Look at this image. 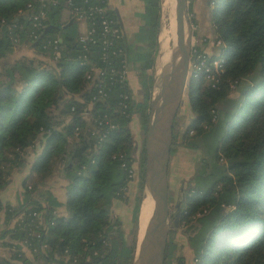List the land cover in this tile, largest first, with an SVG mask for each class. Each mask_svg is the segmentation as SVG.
I'll use <instances>...</instances> for the list:
<instances>
[{"label": "trees", "instance_id": "16d2710c", "mask_svg": "<svg viewBox=\"0 0 264 264\" xmlns=\"http://www.w3.org/2000/svg\"><path fill=\"white\" fill-rule=\"evenodd\" d=\"M28 1L0 0V58L9 56L15 45L28 42L30 14L19 12L26 9ZM142 2V23L135 37L144 43L142 50H138L139 45L136 52V59L142 61L139 72L143 100L133 102L130 96L126 113H122L117 104L121 88L115 85L107 99L94 101L91 111L108 114L115 124L99 141L93 133V120L81 114L94 88L88 87L86 65L79 63L81 47L75 40L77 34L70 31L72 23L65 28L57 20L61 4L48 6L44 21L51 27L46 33L43 29L37 44L30 43L35 51L47 54L52 63L40 65L34 58L22 55L7 60L1 67L0 188L6 183V163L8 167L22 164L25 157L21 152L27 146L37 140H43L44 145L30 168L31 175L36 174L34 186L28 188V178L24 179L25 201L16 207L5 206L6 221L20 211L23 214L11 227L2 229L0 236L31 242L28 245L36 246L47 261L132 264L145 186L144 147L133 205L134 230L129 240L120 216L113 213L121 201L128 200L126 188L133 181V174L129 176L135 149L128 126L131 114L138 106L146 128V109L152 92V84L148 83L152 77L145 69L153 64L157 52L161 0ZM214 3L213 29L215 39L222 44L213 47L211 57L220 51L224 72L217 87L202 75L191 74L188 78L191 119L183 132V144L191 149L201 148L204 153L181 203L171 211L172 224L181 226L194 264H264V0ZM108 12L116 17L112 9ZM47 37L60 38L56 57L53 48L42 47ZM117 45L130 59L124 36ZM90 57L102 64L97 46L92 48ZM240 81L243 83L239 85ZM231 82L238 86L236 92ZM126 89L131 95L128 86ZM77 93L79 97H75ZM51 104L69 114L67 121L58 120L64 122L60 127L48 112ZM174 137L173 130L171 150ZM51 170L52 175L64 181L60 185L65 199L60 201L50 190L45 191L50 201L44 206L32 190ZM37 193L42 196L43 190ZM59 205H63L61 214L56 211ZM32 210L41 211L44 224L34 226L29 215ZM35 230L38 236L32 233ZM42 244H46L45 252H40ZM9 245L19 247L13 242ZM173 248L168 231L163 264ZM184 256H178V260L183 262ZM21 257L20 250L8 256L1 254L0 264H19Z\"/></svg>", "mask_w": 264, "mask_h": 264}, {"label": "rangeland", "instance_id": "374dc122", "mask_svg": "<svg viewBox=\"0 0 264 264\" xmlns=\"http://www.w3.org/2000/svg\"><path fill=\"white\" fill-rule=\"evenodd\" d=\"M164 0H161V10H160V26H159V33H158V47H157V52L154 56V61L153 64L150 67H147L145 71L151 75V79L148 78V83L151 82L152 88H151V98L152 96L156 95L157 92L159 91V86H160V80L162 73L164 71V67L160 64V54L162 53V41L159 40L160 37V32L163 31L164 26H168L167 23V11L165 8H162L164 6L163 2ZM131 3L133 4V7L138 9V15L142 11V8L137 5L138 0H131ZM109 6V3H108ZM215 6V3L210 2V9H209V14L206 15V18H208L209 23L204 21V24L202 27H197L196 22H195V17L193 10H191L190 6L188 5V0H187V23L190 26L191 30V35H190V40L192 43H197L200 45V47L209 55L213 54V47L217 46L216 39H215V32L213 29V22H212V16H211V9ZM140 16V15H139ZM140 19V24L142 23V19ZM133 25V23L131 22ZM133 28H137V24L133 26ZM86 29V24L83 20H73L72 25L70 26V31L73 32L74 34H79L82 32H85ZM204 30H206L204 32ZM169 34V33H168ZM170 36V34H169ZM192 36V38H191ZM172 35L170 36V39L168 40L169 43L167 45L170 46L171 43V38ZM206 38L205 41L202 42L203 38ZM136 38V37H135ZM136 41V40H135ZM138 45L139 49L142 50L144 47V43H141V40H138ZM136 41V43H137ZM200 43V44H199ZM27 49L26 51H22L20 56H25V57H31L34 58L35 63H42L49 64L52 63V59L47 55L38 52L37 50L35 51L30 47V43L27 42ZM137 45V46H138ZM216 52V50H215ZM15 58L12 57V60ZM142 64V61H134L132 66H131V72H130V79H129V84L128 87L131 91V98L133 102H140L143 100V92H144V87L142 86V78L140 76L139 68ZM192 66L193 63L191 61V55H190V66L188 68L187 72V79H186V86L184 89V95L181 100L180 106L177 110L174 124H173V130L175 133L174 137V143H173V150L170 152V157H169V165H168V194H169V208H170V215H169V234L171 236V239L174 242V248H173V253L168 256L166 263L165 264H194L191 261V253L188 250L187 245L185 244V237L182 234V228L180 227H174L172 224V210H175V207H178V205L181 203L183 199L184 193L187 191L189 185L192 183L191 180V175L193 174L194 170L196 169V165L200 162L202 156H203V150L201 148H188L183 144V132L186 128V126L189 124V121L191 119V110L188 105V99H187V85H188V78L191 75L192 72ZM129 67V65H128ZM129 73V72H128ZM244 81V80H243ZM243 82L240 81L239 85L242 84ZM238 84V83H237ZM232 90L236 92L235 90L237 89V85L234 83L231 84ZM236 88V89H235ZM75 97H79V94H75ZM150 98V99H151ZM150 110V100H149V105L147 106L146 109V114L148 118ZM48 112L51 117H54L56 119L55 124L56 126L60 127L63 125L64 122H58V120H68L69 119V114H64L60 111L58 107L53 106L52 104L48 107ZM85 118L91 119L92 116H84ZM65 121V122H66ZM129 129L131 133V137L134 141V161L132 165V173H133V181L127 185L126 188V193L128 194V200L126 202L121 201L118 205L115 207V211L113 215H118L120 216L122 223L121 226L124 230V235L127 240L130 239L131 234L133 233V223H132V214H133V205H134V200L135 196L138 193L137 190V176L138 172L140 169V165L142 163V148L144 147V137H145V131L146 128L143 127L142 121L140 119V112H139V107L135 106L132 114H131V119L129 121ZM146 127V126H145ZM44 141L43 140H37L34 145L27 146L21 154L27 159L28 164L29 162L41 152V149L43 148ZM8 163L3 166V168L7 169V174L5 175L6 178H9L12 174V167H17V169H21L19 172H16L15 176L20 175V173L24 170V164H12L10 167H8ZM52 169V167H51ZM30 171H26V175L24 179L28 178L27 180V186L29 185L32 188L33 181L35 182V173L31 175V169L29 168ZM40 174V173H38ZM34 175V176H33ZM29 178H34L29 180ZM36 184L37 187L32 190V194H36L37 200L42 204V205H48L49 204V198L45 191H49L50 189L52 190V170L45 175L44 178L40 180V182H37ZM51 184V186H50ZM13 186V185H12ZM48 188V189H47ZM38 190H43V195H38L37 191ZM11 191L10 188H8L6 191H3L4 194H8V192ZM50 192V191H49ZM148 192L147 188L144 186V190L142 192L143 196L145 193ZM2 194V193H1ZM52 195V193H50ZM3 195V194H2ZM5 196V195H4ZM12 198V194H11ZM9 199V198H6ZM41 213V211H40ZM23 213L19 214L17 216L18 218L22 216ZM16 216V215H15ZM133 229V230H132ZM140 221H138V226L135 229L136 232V243L139 241L140 237ZM38 231L35 230V233ZM16 242L19 244V247H13L11 246L7 250H9V255H11L15 250H20V254L22 255L21 259L17 260L19 264H59L57 262H50L47 261L44 257L40 256V253H38V250H32V248H29L26 244H24L23 240H16ZM3 245V244H2ZM4 246V245H3ZM45 246H41L40 252H45ZM29 254H26L28 253ZM31 253V254H30ZM38 253V254H37ZM3 254V253H2ZM37 254V255H36ZM185 255L183 262H180L178 260V256L180 255ZM23 258V259H22ZM26 261H25V260ZM66 264H72V262H67Z\"/></svg>", "mask_w": 264, "mask_h": 264}, {"label": "built area", "instance_id": "2783aa9c", "mask_svg": "<svg viewBox=\"0 0 264 264\" xmlns=\"http://www.w3.org/2000/svg\"><path fill=\"white\" fill-rule=\"evenodd\" d=\"M211 3H214V0H211ZM50 4L65 6L72 19L83 20L86 24L85 32L79 33L75 40L81 47V52L78 55L79 63L86 65L85 77L88 87H93L94 91L81 114L83 116H92L95 124L93 133L97 135L99 141L115 124L108 114L93 113L91 111L92 103L97 100L107 99L115 85L121 88L118 91L117 104L122 113H126L128 100L130 99V94L126 89L129 72L128 59L123 48L117 45V41L124 36L122 27L118 18L108 12L110 9L108 0H30L26 4V9L19 10L20 13L29 12L28 14H30L31 29L27 35L29 43L40 41L41 32L47 25L44 20L46 9ZM16 40L17 38L14 37V41ZM205 40L206 38L204 37L202 42ZM59 42L60 38L58 37H47L42 42V47L45 49L53 48L54 56L56 57L59 54ZM216 43L217 45L222 44L220 39H216ZM94 46L98 47V58L102 64L91 60L90 54ZM190 55L193 63L191 74L202 75L211 86L217 87L222 81L224 72V58L221 56L220 51L217 52L215 57H211L200 45L192 43L190 40ZM190 55L188 68L190 66ZM232 83L234 82H231L230 85ZM120 156L122 157V154ZM122 164L124 165L125 163ZM132 174V169L130 168L129 176ZM28 187L30 186L28 185ZM29 215L30 221L34 223L35 227L42 225L40 211L32 210ZM32 233L38 236L35 231ZM24 243L32 250H37L36 246L28 245L31 242L25 240ZM42 246H46V244H42ZM65 251L68 254L67 249ZM74 261H76L75 257H73Z\"/></svg>", "mask_w": 264, "mask_h": 264}, {"label": "water", "instance_id": "95a60500", "mask_svg": "<svg viewBox=\"0 0 264 264\" xmlns=\"http://www.w3.org/2000/svg\"><path fill=\"white\" fill-rule=\"evenodd\" d=\"M71 22V20L69 21ZM47 24L44 33L50 29ZM43 33V34H44ZM187 0H173L170 55L159 91L150 99L144 137V180L153 207L143 234L136 243L132 264H163L169 231L168 164L173 124L186 86L190 55ZM37 42H34V45Z\"/></svg>", "mask_w": 264, "mask_h": 264}, {"label": "crops", "instance_id": "0c3cea01", "mask_svg": "<svg viewBox=\"0 0 264 264\" xmlns=\"http://www.w3.org/2000/svg\"><path fill=\"white\" fill-rule=\"evenodd\" d=\"M210 2L211 0H188V5L190 6L191 10H193L194 17H195L194 20L196 22L197 27H202V25L204 24V21L209 23L208 21L209 19L206 18V15L209 14ZM108 3H109V8L114 11L116 17L118 18L120 22V25L124 33V38L127 42V45L129 46L128 55L130 56V59L127 58L128 65H129V73H128V84H129L131 66L134 61H137L136 52L139 46L138 45L139 41H137V39L135 38V32L138 30V27L140 25V19H139L140 16L138 15L139 11L137 9V12H136V9L134 7L132 10L133 4L131 3V0H108ZM137 5L143 9L142 0H138ZM57 20L60 21L62 23V27H65V28L71 25V23L73 22V19L70 17L69 12L65 6H62V8L60 9L59 14L57 16ZM70 20L71 22H69ZM131 22L133 23V25L131 24ZM135 23L137 24V28H133ZM205 31L206 30H204V32ZM135 40L137 41V43ZM26 43L27 42H23V43H20L19 45H15L13 48V51L9 54V56L0 58V70H1L2 65L6 63L7 60H12V57L14 58L20 57L22 51L24 52L26 51L27 49ZM31 48L33 49V46ZM33 160L34 158L28 164L29 160L27 159V157L25 158V160L22 163L24 164L23 166L24 170L18 176H15V174L16 172H19L21 169H17V167L13 166L12 167L13 171H12L11 176L9 178H6V183L0 188V202H1L0 204V232L4 228L6 229L8 227H11L13 225V222L17 218V216L23 213L22 211H20L16 214V216L6 221L5 206L8 204L10 206L16 207L25 201L24 177L26 175V171L27 170L30 171L29 168H31ZM63 182L64 181H62L60 178H57L55 175H52V190L50 189V191L60 201H64L65 199L63 187L62 185H60ZM8 188H10L11 191H9L8 194L6 195L3 193V191H6ZM11 194H12V198H11ZM35 195L36 194H34V196ZM6 198H9V199H6ZM56 211L59 214L63 213V205L57 206ZM40 221L42 224H44L45 222L42 215L40 216ZM10 242H13L15 244L17 243L15 239H10L7 237L4 238L0 236V255L2 253L7 256L9 255L8 254L9 250L7 249L10 247L9 245ZM11 248L13 247L11 246ZM26 254H29V252Z\"/></svg>", "mask_w": 264, "mask_h": 264}, {"label": "bare ground", "instance_id": "6f19581e", "mask_svg": "<svg viewBox=\"0 0 264 264\" xmlns=\"http://www.w3.org/2000/svg\"><path fill=\"white\" fill-rule=\"evenodd\" d=\"M164 6L162 8H165L167 11V23L168 26L163 27V31L160 32L159 40L162 41L161 47H162V53L160 54V64L163 66L164 64H167L169 61V55H170V46L167 45L168 40L170 39V36L173 32V0H164L163 1ZM170 36H169V34ZM172 38V37H171ZM172 40V39H171ZM171 45V43H170ZM153 207V199L149 192H146L145 195L142 198L141 207H140V213H139V221H140V237L143 234L145 225L147 223V220L151 214Z\"/></svg>", "mask_w": 264, "mask_h": 264}]
</instances>
